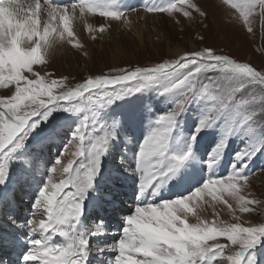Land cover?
Segmentation results:
<instances>
[{"label": "snow or ice", "instance_id": "6c2138e0", "mask_svg": "<svg viewBox=\"0 0 264 264\" xmlns=\"http://www.w3.org/2000/svg\"><path fill=\"white\" fill-rule=\"evenodd\" d=\"M112 2L114 0H80L79 4L73 2L70 9L45 3L47 19L43 21L44 26L41 28V0L33 2L0 0V15L6 14L14 25L24 24L37 28V35L31 39L27 37L20 39L19 46L22 51L30 53L32 49L39 47L41 53L40 59L31 56L19 57L17 72L12 70L11 63L0 71V86L7 90L6 98H0V155L8 157L22 149L30 132L39 127L40 120L37 117L45 114L54 102L70 103L75 106V110L88 108L91 114V119L86 118V122L75 129L74 139L69 143L78 146L73 153L74 159L69 161L67 166H62L61 159H57L50 169L46 186L39 193L34 217L39 213L46 218L37 220L33 217L28 221L33 238L29 241L31 247L24 256V264H87L89 240L78 237L75 230L83 212V200L87 191L94 185L102 158L115 135L114 132L108 131L99 136L94 135V132L104 128L98 118L100 111L112 103L108 98L110 89L126 87L134 82L141 83L142 86V82L172 77L174 83L169 90H186L184 100L172 111L159 117L157 124L160 126L145 139L140 149L141 198L152 188L158 191L159 186L164 183L162 178L174 173L192 155L189 150L183 155L171 157L167 171L163 170L165 162L169 160L170 134L174 130L177 117L185 110L194 91L198 90L201 97H206L211 106L201 118L193 135V142L201 131L213 127L222 117L228 116L231 121L226 127L224 139L212 154L216 160L234 132H239L264 113V69L257 70L250 63L238 62L227 55L217 54L212 48L193 50L177 59L164 60L152 67L122 68L117 70L116 74L88 78L74 89L59 95L54 94V88L64 85V79L46 80V77L35 71L33 66L44 64L45 55L66 38L69 44L75 41L76 47H83L75 38L69 11L74 16L76 9L79 8L81 16L86 11L99 12L101 17L122 20L125 12L113 10L110 6ZM225 2L231 3V0ZM257 5L264 15V0L231 3L232 8L240 10L245 23L249 21V16ZM190 9L201 16L207 14L194 0L175 2L172 0L167 6L148 7L147 11L149 13L179 11L190 19ZM124 26L127 27V24ZM98 28L101 33L106 30L105 25H99ZM248 30L251 31V27ZM11 35L12 30L5 26L7 40L11 39ZM25 73L30 74L31 78ZM208 73L214 75H206ZM11 85H14V94L13 89L9 87ZM47 114L50 112L44 115L45 120ZM247 131L251 133L253 128L250 126ZM251 155L254 153L247 147L242 149L235 157L237 161L244 162L240 169L226 177L209 179L186 197L165 200L159 204L146 203L144 206H137L134 214L127 217V226L123 229L122 238L112 246L113 250L118 252L114 264H168L169 261L172 264H205L210 253H217V256L221 257L225 254V245L219 243L211 247L207 245V241L215 240L217 237H224L232 245L239 246L234 255H227L226 259L230 264H256L255 256L247 259L246 257L249 250L264 239V223L258 226H244L239 222L231 224L217 222L210 225L207 221L200 220L198 216L197 223H189L188 220L189 214L196 215L199 207L192 202L201 198L206 191L214 200L222 198L217 193L227 192L232 195L239 201V211L242 213L253 211L249 205L261 204L259 200L248 199L240 194L250 178L249 175L243 174V169ZM58 168L64 176L57 183L52 174L56 173ZM7 170L8 162L5 159L4 163H0V184L5 183ZM261 172H264V169ZM184 205H187V208ZM185 225L198 226L202 230L199 235L206 238L196 243L191 240L181 241L184 250L178 253L175 247L166 242L169 239L167 234H175V229L184 228ZM55 236L66 238V243L62 245L50 243ZM98 251L103 252L104 248H99Z\"/></svg>", "mask_w": 264, "mask_h": 264}, {"label": "rangeland", "instance_id": "374dc122", "mask_svg": "<svg viewBox=\"0 0 264 264\" xmlns=\"http://www.w3.org/2000/svg\"><path fill=\"white\" fill-rule=\"evenodd\" d=\"M116 1L114 0L110 4L112 9L125 12V14L137 11L142 7L144 12L149 13L147 11L148 7H164L172 2V0H155L147 4H140L137 7L126 8L118 2L116 3ZM210 1L208 0L209 5ZM74 2L78 4L80 0H74ZM194 2L200 5L198 0H194ZM215 2L220 7L219 10L221 9L220 5L224 9L226 8V10L220 11L219 16L216 13L212 16L207 11L205 16H201L191 9L189 10L191 11L190 19L179 11L149 13L162 14L164 26L156 28L157 31L152 30L151 34H144L142 40L134 32H129L128 36L122 38L104 36V34L99 33L98 38H95L92 42V54L85 47H76L75 41L69 44L66 38V41H60L56 47L45 55L44 64L34 65L33 68L35 71H39L41 75H44L46 80L64 79V85L54 88V94L56 95L69 89H74L88 78L113 75L122 68L152 67L164 60L179 58V56L175 58L169 55L168 42H175L188 50V52H191L190 48L192 45L196 46V50L212 48L217 54L227 55L238 62L250 63L257 70L264 69V15L261 14L259 6H256L249 16V21L245 23L240 10L231 6V3H240L242 0H231V3H226L225 0H215ZM209 5L207 6L208 9ZM202 10L204 9L202 8ZM249 27H251V31L248 30ZM90 37L92 40L94 36L91 35ZM60 53L62 57H60ZM66 56H68L67 59ZM25 75L31 78L30 74L25 73ZM206 75L214 74L208 73ZM172 83H174L172 77H160L151 82H142V86L141 83L134 82L126 87H117L109 90L108 98L112 100V103L106 105L100 111L98 118L99 123H102L104 128L94 132L95 136L102 135L105 131L115 133L110 140L107 153L102 158V163L109 159V162H112L115 167L118 165L120 172L127 173V159L134 157L135 160L139 161V152L143 142L160 126L157 124L159 117L172 111L185 98V89L169 90ZM9 87L13 89L12 94H14V85ZM6 96L7 90L0 86V98H6ZM45 99L47 98L45 97ZM210 106L211 102L206 97H201L198 90L190 95L185 110L177 117L174 130L170 134L168 145L169 160L163 166V170L167 171L171 163V157L183 155L191 150V157L180 167V170L178 171L177 169L174 173H169L168 176L173 179L175 174L176 178L180 175L178 174L180 171L187 173V164L194 163L198 167L196 154L199 152L201 144H203L204 149L200 155L199 163L204 168L201 171L206 173L200 181L189 185L186 190L178 189L180 187L175 188V185L164 189L163 192L165 194H161L159 201L155 204L162 203L165 200L186 197L199 187H202L209 179L226 177L232 174L235 170L240 169L244 163L235 159L236 154L247 147L254 155L250 156L247 166L243 169V174L249 175L250 178L247 186L242 188L240 194L248 199L259 200L261 204L249 205L253 211L242 213L239 211V201L227 192L217 193L222 198L213 200L216 203V207L220 206V208H216L220 217L219 222L231 224L241 220L245 222V226H258L260 223H264V206H262L264 205V172H261L264 169V113L257 116L249 125H245L239 132H234L228 138L227 146L219 154V159L216 160L212 154L224 139L226 127L231 122L228 116L222 117L213 127L201 131L194 142L192 139L201 118ZM66 108L67 110H65ZM47 112H50V114H47L45 120L44 115ZM46 113L37 117L40 120L39 127L30 132L22 149L15 151L8 157L0 155V163H4L5 159H7V175L11 177L20 175L21 167L25 169L37 168V170L35 169L32 172L34 176L29 178V184L25 185L17 194H14L19 210H13L11 200L5 201L1 206L0 264H24L25 246L21 242L16 243L11 240L13 237L12 233L15 231L13 226L33 219L36 212L35 203L39 198L40 191L46 186L50 169L59 158L62 166H67L68 162L74 159L73 153L76 152L78 146L74 143L69 145V143L74 139L75 129L86 122V118L91 119L88 108L75 110L74 105L66 102H54V105L47 109ZM137 125L140 127L134 130V126ZM250 126L253 131L248 133L247 129ZM129 141L135 147L133 156H129L127 151V146L130 144L128 143ZM66 147L67 151H65ZM256 149L259 150L257 151ZM76 159L78 160L79 158ZM214 160L216 162L213 163ZM218 163L225 166L222 172L217 174L207 172L206 169L209 166ZM52 175L57 183L64 176L59 168ZM13 183L14 179L11 178L0 184V194L4 189L10 188V186L14 191L16 184ZM34 185L35 188L33 189ZM94 185L99 188L103 185L101 181H98L97 176L95 177ZM169 191L175 193L171 192L172 194L168 195ZM192 203L198 204L199 207L196 215L189 214V223H197V216L200 220L207 221L210 225L218 222L214 218L210 207L211 204L206 205L201 200H198V203L194 200ZM24 207V215L27 214L28 217L26 220H21L23 216L19 214L22 213ZM132 211L131 206L121 207L118 212L119 217L123 218ZM105 215L111 219L115 217L111 211H106ZM17 218H20V220H17ZM34 218L38 220L44 218V216L37 213ZM102 218H104L103 215L96 213L93 210V206L85 200L77 227L84 219L86 221L84 223L91 228ZM31 239L28 235V243ZM51 243L62 245L66 243V238L55 236L51 239ZM217 243L225 245L224 256L221 257L217 256V253H210L205 264H230L226 257L229 254L234 255L239 250V246L232 245L224 237H217L215 240L207 241L209 247ZM93 250L96 251L95 246L92 242H89L87 254L92 253ZM252 256L256 257V264H264V239L260 240L254 248L249 250L246 259ZM114 261L115 258L112 259V262H105L104 264H113Z\"/></svg>", "mask_w": 264, "mask_h": 264}, {"label": "bare ground", "instance_id": "6f19581e", "mask_svg": "<svg viewBox=\"0 0 264 264\" xmlns=\"http://www.w3.org/2000/svg\"><path fill=\"white\" fill-rule=\"evenodd\" d=\"M79 1V0H78ZM155 0H121L116 1L123 7L129 8V7H137L140 4H147L149 2H154ZM27 2H33V0H27ZM74 2V0H41V12L40 17L42 20L41 28H43L44 24L43 21L47 19V9L44 7L45 3H50L52 6H59L62 8H69L71 7V4ZM202 8L207 11L209 14L216 13L218 16L220 15V11L226 10L222 5L221 9L219 10V6L216 4L215 0L210 1V5L208 0H198ZM76 3V2H75ZM79 4V3H78ZM209 5V9L208 6ZM143 8V7H142ZM140 8L137 11L126 13L124 15V18L122 20H112L108 17H101L99 15V12H85L83 16H81L79 8L76 9L75 15L73 16L71 11H69V15L71 17V23L73 27V31L75 34L76 40L80 41V44L85 47V49L92 54L93 53V41L95 39L91 40V35H93L95 38H98L99 36V25H105L106 30L102 34L104 36H117L118 38H122L124 36H128L129 32H134L137 37L142 40L144 34H151L152 30H156L159 26H164V22L162 20L163 16L162 14H149L143 11V9ZM221 11V12H222ZM95 14V15H93ZM127 23V27L124 25ZM55 26V22H54ZM91 28V30H90ZM127 33V34H125ZM66 41V40H62ZM61 41V42H62ZM59 43V42H58ZM57 44L55 45V47ZM62 49V48H61ZM196 46L192 45L190 48V51L196 50ZM168 52L169 55L173 57H177L180 55L185 54L188 52L184 47L180 46L179 44H176L175 42H168ZM62 53V52H61ZM60 53V54H61ZM65 53V51H64ZM59 54V55H60ZM62 57V54L61 56ZM68 56H66V59ZM136 130L137 127L140 126H134ZM127 146V151L129 152V156H133V151H135V147L132 144V142ZM204 147L203 144L199 147V152L196 154L197 164L198 167L194 164H187L186 171L187 173L180 171L178 174H180L176 178L171 179L168 175L163 177L164 183L159 186V190L157 191L155 188H152L149 192L145 194L143 198L139 196V190L141 185V174L139 171V161L135 160L134 157H130L127 159L128 167H127V173L120 172L118 169V165L115 167V165L112 162L106 161L105 163H101L100 165V171L97 175L98 181H101L103 184L101 188L96 187L95 185L87 191V195L85 196L84 201L86 200L91 206H93V210L103 215L104 218L101 220H98L97 223L92 226L91 228L84 222H86L84 219L80 222L79 226H76L75 234L78 237L81 238H87L89 242H92L95 246L96 251H92V253L87 254V264H104L105 262H112V259L115 258L118 254L117 251L113 250L114 245L117 244V241L122 238L123 229L127 226V217L134 214L135 208L137 206H144L146 203H153L155 204L160 199L161 194H165L163 192L164 189H168L175 185L176 187H180L178 189L180 190H186L189 185L196 184V181H200L202 176L206 172H202L204 168L199 163L200 161V155L203 151ZM75 167V164H74ZM34 168V167H33ZM37 170V168H35ZM35 169H25L24 167H21L20 169V175H15L14 177L9 176L6 180H10L11 178L14 179V183L16 184L15 190L11 188H6L3 190V192L0 194V209L3 203L7 200L12 201V207L13 210H19V207L17 206V202L15 199L14 194H17L25 185L29 184V178H33L34 175H32V172L35 171ZM225 169V166L223 164H214L209 166L206 170L209 173H220ZM180 168L178 169V171ZM24 171V172H22ZM216 176V175H215ZM18 178V179H16ZM182 181V182H181ZM107 184V185H106ZM35 188V185L33 186V189ZM38 188V187H37ZM36 188V189H37ZM200 188V187H199ZM35 192V191H34ZM32 192V194H34ZM170 192V193H169ZM166 193H169L168 195H171L173 191H169ZM175 192H173L174 194ZM6 199V200H5ZM198 200H201L204 204L210 205L213 211V215L216 221L219 222V214L216 210V208H220V206L216 207V203H214V200L212 198V195L208 193L207 191L202 194V197ZM198 200L197 201L198 203ZM194 204V203H193ZM215 205V206H214ZM131 206L132 212L128 213L123 218L119 217V210L121 207H128ZM106 211H111L115 217L109 218L105 215ZM25 207L21 214L23 218L21 220H26L28 215H24ZM28 212V210H27ZM45 218V216H44ZM42 219V218H40ZM115 219V220H113ZM239 219V218H238ZM17 220H20V218H17ZM241 222L244 226L246 225L245 222ZM14 224V223H11ZM14 227V234L12 233V241L14 242H21L25 246V255L28 254L30 250V243H28L27 236L29 235L31 238H33L31 230L28 225V221L20 222L18 225ZM28 235H27V234ZM51 243V240H50ZM99 248H104L103 252L98 251ZM24 255V256H25ZM23 256V260H24ZM114 264V263H113Z\"/></svg>", "mask_w": 264, "mask_h": 264}, {"label": "clouds", "instance_id": "9594fccd", "mask_svg": "<svg viewBox=\"0 0 264 264\" xmlns=\"http://www.w3.org/2000/svg\"><path fill=\"white\" fill-rule=\"evenodd\" d=\"M5 26L12 30L11 39L7 40L5 36ZM37 35V28L35 26H26L24 24L14 25L8 19L6 14L0 15V71H2L8 63H11L12 70L18 71V58L21 56H31L35 59H40L41 53L39 47L32 49L30 53H25L19 46V41L22 37L31 39L32 36ZM187 208V205H184ZM202 230L197 227H189L185 225L184 228L175 229V234L168 233L169 239L166 240L176 251L183 252L184 245L181 241L191 240L193 243L203 240L206 237L199 235ZM214 231V230H213ZM168 264H172L171 261Z\"/></svg>", "mask_w": 264, "mask_h": 264}]
</instances>
